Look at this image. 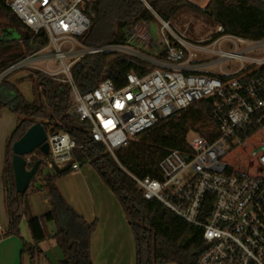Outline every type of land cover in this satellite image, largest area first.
Segmentation results:
<instances>
[{"label":"built area","instance_id":"obj_1","mask_svg":"<svg viewBox=\"0 0 264 264\" xmlns=\"http://www.w3.org/2000/svg\"><path fill=\"white\" fill-rule=\"evenodd\" d=\"M92 1L8 2L34 33L44 29L49 42L1 72L0 82L27 67L42 71L69 84L76 112L91 123L90 139L79 146L67 131H47L49 153L36 149L26 155L28 167L40 159L38 171L67 165L81 171L75 160L79 147L98 144L115 154L160 121L213 98L212 114L203 116L200 131L188 135L187 151L174 149L161 160L154 158L150 170L137 164L145 175L131 176L145 198L161 201L202 229L206 247L198 264H264V36L245 37L217 24L211 35L193 38L159 16L150 0H141L159 21V33L152 35V22L142 20L126 28L125 42L88 46L79 39L91 26L86 8ZM134 44L155 50V55ZM50 47L53 51L47 52ZM103 52L154 67L143 75L129 72L121 87L106 78L80 91L73 78L74 63L86 54ZM233 60L237 62L231 65ZM238 148L248 155L247 167L225 160Z\"/></svg>","mask_w":264,"mask_h":264},{"label":"trees","instance_id":"obj_2","mask_svg":"<svg viewBox=\"0 0 264 264\" xmlns=\"http://www.w3.org/2000/svg\"><path fill=\"white\" fill-rule=\"evenodd\" d=\"M150 3L153 10L165 20H171L181 9L189 7L203 12L215 24L223 25L229 32L253 39L264 36L262 0H210L207 10H202L191 0H150ZM86 9L91 16V26L80 37V41L88 46L125 42L126 28L129 25L142 20L152 23L157 21L154 12L141 0H94ZM0 20L4 21L5 28L20 34L19 39H10L4 35L0 38V73L49 42L47 32L42 29L34 33L12 11L7 0H0ZM163 56L165 50L162 52ZM153 67L134 57L103 52L82 56L74 63L72 73L79 90L85 92L106 78H111L121 87L126 84L129 72L143 75ZM35 71L36 76H29L33 84L34 101L27 100L15 84L8 83L10 75L0 82V86H9L14 92L10 100L0 98V110L7 107L19 119L8 139L3 172L5 203L9 216L8 227L3 235L20 237V224L24 217L32 241L21 237L22 261L25 254L32 261L36 256L44 254L40 243L51 237L56 240L63 254L59 264H95L91 239L97 227V219L88 221L80 214L56 183L58 178L72 172L71 168L66 171L63 168L52 171L40 169L31 180V185L47 191L51 208L38 215H32L27 210L23 214L18 213L24 205L28 190L24 193L16 190L12 165L13 143L37 122H41L48 132H69L78 146L90 139L91 123L81 119L76 112L69 84ZM213 107V98L197 102L187 110L160 121L137 139L129 140L115 154L98 144L85 145L75 151V160L81 166L92 164L120 202L134 236L135 264H198V259L205 250L202 229L179 217L161 201L145 198L131 173L140 177L145 175L134 161L139 154L141 155L136 158L138 163L150 170L155 166L154 158L161 160L174 149L187 151L188 135L192 131L201 130L199 122L205 114H212ZM51 222L56 225L53 234L48 229Z\"/></svg>","mask_w":264,"mask_h":264},{"label":"crops","instance_id":"obj_3","mask_svg":"<svg viewBox=\"0 0 264 264\" xmlns=\"http://www.w3.org/2000/svg\"><path fill=\"white\" fill-rule=\"evenodd\" d=\"M39 65L45 67L43 62H40ZM24 69L12 73L8 79V83L15 84L20 91L24 80L30 81L32 84L29 76L32 72L31 70H35L30 67ZM13 96L14 92L9 86H0L1 99L10 100ZM18 121V116L9 108L5 107L0 110V197L4 195V201L3 172L7 155V144L10 135L18 125ZM56 183L61 193L80 214L88 221L97 219V227L91 239L94 263L135 264L136 248L131 227L120 202L112 190L102 181L99 174H96L90 168L83 169L81 166V171L73 170L58 178ZM0 199L2 201V198ZM50 208L47 191L36 189V186L30 185L28 194L24 199V205L19 209L18 213L23 214L27 210L32 215H38L47 212ZM26 223L23 217L20 224V233L23 225L24 231H26V225H28ZM2 225L0 224V264H24V259L23 261L21 259L22 239L17 235H3L8 227V220L5 217ZM49 225L51 223L48 224V227ZM50 228L49 232L53 234L55 230H50ZM24 237L29 239L28 233ZM30 238H32L31 233ZM49 239L53 240V242H46L45 240L40 243L44 254L35 257V260L39 262L38 264H41V261H46L47 264H57V260L59 261L63 258L56 240L51 237ZM30 261L31 264L34 262L31 258Z\"/></svg>","mask_w":264,"mask_h":264},{"label":"rangeland","instance_id":"obj_4","mask_svg":"<svg viewBox=\"0 0 264 264\" xmlns=\"http://www.w3.org/2000/svg\"><path fill=\"white\" fill-rule=\"evenodd\" d=\"M9 1L10 0H7V2H9ZM191 1L195 5H197L199 8H201L202 10H207L208 9V3L210 2V0H191ZM262 1H264V0H262ZM170 21L178 29H180L182 31H186V33L193 38H202V37L211 35L215 31L216 25H217L203 12L195 11L193 8H189V7H185L183 9H181ZM0 25L2 26L0 28V38H2L3 35L6 37H9L10 39H19L20 38V34L17 31L4 27V25H5L4 21L0 20ZM159 27H160V23L158 20L149 26V30L152 32V35L155 36L157 33L160 32ZM166 33H167V31H166ZM134 46H136L139 50H141L143 52L155 55V50L147 49L142 44H134ZM52 51H53L52 47L48 48V50H47V52H52ZM236 62H237L236 60H233L230 62V64L234 65ZM52 66L55 67L56 62H53ZM21 70H23V69L17 70V71H15V73L19 72ZM24 70H26V69H24ZM31 71L32 72L30 75L36 76V71L35 70H31ZM41 73L45 74L42 71H41ZM45 75H47V74H45ZM20 89H21L22 93L24 94V96L27 100L34 101L35 96H34L32 84L30 81L24 80ZM190 135L192 137L193 134H190ZM225 160H226V162L233 164L236 167H247L249 165V161H250L246 152L241 148H238L237 150L233 151L231 154L227 155ZM82 168L83 169L84 168L85 169L90 168L96 174H98L96 169L90 163H86V164L82 165ZM50 171H52V170L50 169ZM250 173L251 174H257L255 169H251ZM0 198H2V201L0 199V224L2 225L4 217L6 218V220H8V223H9V216H8V212H7V208H6V203L4 201V195ZM50 207H51V205H50ZM26 226H27V229H26V231H24V225H23L22 231L20 233V238L24 237L28 233L29 239H27L26 237H24V239L31 242L32 238H30V229H29L28 225H26ZM50 226H52V228H50ZM3 227H4V229H6L5 226H3ZM49 228H50V230H55L56 229L55 223L51 222V225H49ZM48 239L46 240V242H50V241L53 242V240H51V239L48 240ZM22 242H23V240H22ZM55 262H56V260H55ZM32 263L38 264L39 262L34 260V262H32ZM56 263L59 264L58 260ZM24 264H31V261H30L28 254L24 255ZM41 264H47V262L41 261Z\"/></svg>","mask_w":264,"mask_h":264},{"label":"water","instance_id":"obj_5","mask_svg":"<svg viewBox=\"0 0 264 264\" xmlns=\"http://www.w3.org/2000/svg\"><path fill=\"white\" fill-rule=\"evenodd\" d=\"M48 134L41 122L33 124L27 131L13 143L12 165L15 174L16 190L19 193H24L31 185V180L36 175L41 160L37 159L31 168L28 167L25 156L39 149L44 154L49 153V143L47 141ZM141 155V154H139ZM135 157V163L139 164ZM58 169V168H57ZM70 165H67L63 170H69Z\"/></svg>","mask_w":264,"mask_h":264},{"label":"bare ground","instance_id":"obj_6","mask_svg":"<svg viewBox=\"0 0 264 264\" xmlns=\"http://www.w3.org/2000/svg\"><path fill=\"white\" fill-rule=\"evenodd\" d=\"M39 150V149H38ZM40 151V150H39ZM42 152V151H41ZM43 153V152H42ZM57 169V168H56Z\"/></svg>","mask_w":264,"mask_h":264}]
</instances>
